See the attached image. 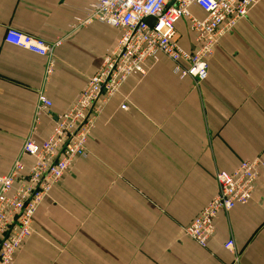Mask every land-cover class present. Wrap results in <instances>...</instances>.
Masks as SVG:
<instances>
[{
  "label": "crops",
  "instance_id": "1",
  "mask_svg": "<svg viewBox=\"0 0 264 264\" xmlns=\"http://www.w3.org/2000/svg\"><path fill=\"white\" fill-rule=\"evenodd\" d=\"M96 1L0 0V175L27 139H49L53 120L115 47L119 30L82 25ZM178 27L187 35L182 46L195 50L194 35L185 23ZM8 28L62 41L53 75L46 59L4 42ZM173 67L163 57L146 64L144 78L126 82L100 116L88 158L76 160L44 201L13 264H264L263 176L251 202L219 214L207 247L184 232L218 194V171L264 158V0L221 40L206 81L196 85ZM40 93L53 102L49 115H38Z\"/></svg>",
  "mask_w": 264,
  "mask_h": 264
},
{
  "label": "built area",
  "instance_id": "2",
  "mask_svg": "<svg viewBox=\"0 0 264 264\" xmlns=\"http://www.w3.org/2000/svg\"><path fill=\"white\" fill-rule=\"evenodd\" d=\"M261 0H97L86 10L83 26L95 22L121 32L112 51L102 60L96 74L86 83L76 103L58 115L49 139L39 143L27 139L22 154L10 171L0 175V264H13L17 255L34 235L36 215L54 188L71 172L76 160L89 156V142L100 116L109 103L122 92L133 77L144 78L146 64L165 57L180 78H191L196 85L209 77V59L221 40L231 34L240 21ZM199 8L200 18L193 13ZM154 20L150 25L148 21ZM195 37V50L181 44L178 24ZM4 42L47 60L46 75L57 67L55 50L62 41L48 42L16 28H8ZM53 102L45 93L38 96L37 111L51 113ZM127 97L121 104L129 110ZM34 119V133L40 117ZM23 156L31 159L27 165ZM264 177V158L241 162L233 172L218 171L215 175L218 194L194 220L184 227L185 234L199 246L207 247L215 237L216 221L221 212L229 213L236 206L246 205L254 198L256 182ZM225 248L233 251L235 243L228 240ZM238 262V259H237Z\"/></svg>",
  "mask_w": 264,
  "mask_h": 264
},
{
  "label": "rangeland",
  "instance_id": "3",
  "mask_svg": "<svg viewBox=\"0 0 264 264\" xmlns=\"http://www.w3.org/2000/svg\"><path fill=\"white\" fill-rule=\"evenodd\" d=\"M178 30L183 35L182 40H181V44H185L187 41V35L184 33V31L181 28L179 29V27H178ZM190 36H192V35H190Z\"/></svg>",
  "mask_w": 264,
  "mask_h": 264
},
{
  "label": "water",
  "instance_id": "4",
  "mask_svg": "<svg viewBox=\"0 0 264 264\" xmlns=\"http://www.w3.org/2000/svg\"><path fill=\"white\" fill-rule=\"evenodd\" d=\"M153 22H154V20H152V19H150V20L148 21V23H149L150 25H152Z\"/></svg>",
  "mask_w": 264,
  "mask_h": 264
}]
</instances>
